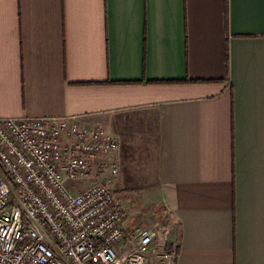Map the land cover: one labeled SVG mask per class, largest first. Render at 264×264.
<instances>
[{
  "label": "crops",
  "instance_id": "crops-1",
  "mask_svg": "<svg viewBox=\"0 0 264 264\" xmlns=\"http://www.w3.org/2000/svg\"><path fill=\"white\" fill-rule=\"evenodd\" d=\"M68 117L120 143L150 264H264V0H0V119Z\"/></svg>",
  "mask_w": 264,
  "mask_h": 264
},
{
  "label": "built area",
  "instance_id": "built-area-1",
  "mask_svg": "<svg viewBox=\"0 0 264 264\" xmlns=\"http://www.w3.org/2000/svg\"><path fill=\"white\" fill-rule=\"evenodd\" d=\"M119 149L78 117L0 119V264H150L164 225L130 227L111 188Z\"/></svg>",
  "mask_w": 264,
  "mask_h": 264
},
{
  "label": "rangeland",
  "instance_id": "rangeland-1",
  "mask_svg": "<svg viewBox=\"0 0 264 264\" xmlns=\"http://www.w3.org/2000/svg\"><path fill=\"white\" fill-rule=\"evenodd\" d=\"M120 197H121V198H125L123 195H120ZM124 205L128 208V210H129V212H130V215H131V214H132V213H131V210L133 209L135 203L132 202V201H128V202L124 203ZM138 224H139V223H138ZM140 226H141V225H140ZM140 226H139V227H140Z\"/></svg>",
  "mask_w": 264,
  "mask_h": 264
}]
</instances>
